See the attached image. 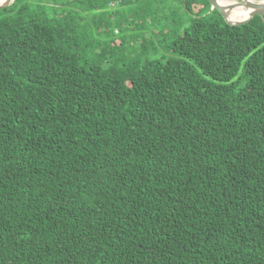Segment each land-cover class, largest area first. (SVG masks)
<instances>
[{"label": "trees", "instance_id": "1", "mask_svg": "<svg viewBox=\"0 0 264 264\" xmlns=\"http://www.w3.org/2000/svg\"><path fill=\"white\" fill-rule=\"evenodd\" d=\"M135 1L0 9V264H264V18Z\"/></svg>", "mask_w": 264, "mask_h": 264}, {"label": "water", "instance_id": "2", "mask_svg": "<svg viewBox=\"0 0 264 264\" xmlns=\"http://www.w3.org/2000/svg\"><path fill=\"white\" fill-rule=\"evenodd\" d=\"M13 1L14 0H6L4 3L0 4V9L10 6L13 3ZM207 1L211 7V10H216L222 16L224 22L229 26L244 25L255 16L264 18V1L247 0V2L241 4L245 9H250L251 12H249L247 18L235 23L230 22L227 18L226 11L229 9V7H224L220 5L218 3V0H207Z\"/></svg>", "mask_w": 264, "mask_h": 264}, {"label": "bare ground", "instance_id": "3", "mask_svg": "<svg viewBox=\"0 0 264 264\" xmlns=\"http://www.w3.org/2000/svg\"><path fill=\"white\" fill-rule=\"evenodd\" d=\"M6 0H0V4L4 3ZM241 1V2H240ZM255 1V0H254ZM240 2V3H238ZM247 2V0H218V3L224 7H229L226 11L227 18L231 22V20L236 21V18H242L238 21L244 20L247 18L250 9H245L241 4ZM236 17V18H235ZM235 23V22H232Z\"/></svg>", "mask_w": 264, "mask_h": 264}, {"label": "rangeland", "instance_id": "4", "mask_svg": "<svg viewBox=\"0 0 264 264\" xmlns=\"http://www.w3.org/2000/svg\"><path fill=\"white\" fill-rule=\"evenodd\" d=\"M129 9H136V1H135V4L131 8H129ZM129 9L124 4H120V3L119 4H116L115 3V4H113L111 6V8L108 9L107 12L110 13V15L111 14L112 15H117L119 18H124V17H126V13L125 12H127V11L129 12ZM123 27H124V25H123ZM126 35H127V33L125 34L123 28H121V37H125ZM132 40L136 42V39H132Z\"/></svg>", "mask_w": 264, "mask_h": 264}]
</instances>
